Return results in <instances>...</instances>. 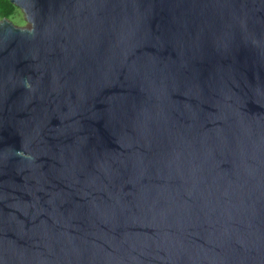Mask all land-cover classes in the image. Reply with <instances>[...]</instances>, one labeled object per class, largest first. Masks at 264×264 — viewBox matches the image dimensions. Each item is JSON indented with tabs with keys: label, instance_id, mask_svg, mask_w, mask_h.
I'll return each mask as SVG.
<instances>
[{
	"label": "water",
	"instance_id": "obj_1",
	"mask_svg": "<svg viewBox=\"0 0 264 264\" xmlns=\"http://www.w3.org/2000/svg\"><path fill=\"white\" fill-rule=\"evenodd\" d=\"M0 264H264V0H10Z\"/></svg>",
	"mask_w": 264,
	"mask_h": 264
},
{
	"label": "trees",
	"instance_id": "obj_2",
	"mask_svg": "<svg viewBox=\"0 0 264 264\" xmlns=\"http://www.w3.org/2000/svg\"><path fill=\"white\" fill-rule=\"evenodd\" d=\"M16 11L17 8L10 2V0H0V20L3 18H12Z\"/></svg>",
	"mask_w": 264,
	"mask_h": 264
},
{
	"label": "rangeland",
	"instance_id": "obj_3",
	"mask_svg": "<svg viewBox=\"0 0 264 264\" xmlns=\"http://www.w3.org/2000/svg\"><path fill=\"white\" fill-rule=\"evenodd\" d=\"M15 27L24 29L29 28V23L27 22V19L24 15V13L17 8L16 13L14 16L10 19H8Z\"/></svg>",
	"mask_w": 264,
	"mask_h": 264
}]
</instances>
